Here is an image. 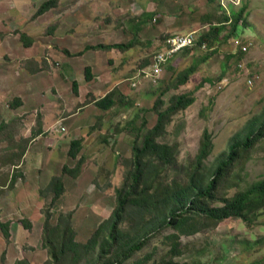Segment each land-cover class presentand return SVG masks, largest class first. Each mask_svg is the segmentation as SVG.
Masks as SVG:
<instances>
[{"label":"rangeland","instance_id":"rangeland-1","mask_svg":"<svg viewBox=\"0 0 264 264\" xmlns=\"http://www.w3.org/2000/svg\"><path fill=\"white\" fill-rule=\"evenodd\" d=\"M47 1L50 0H0L3 99L12 102L21 97L26 101V106L14 114L9 115L11 109L7 108L6 119H18L13 124L18 135L39 130L40 124L45 131L31 145L34 154L21 170L4 168L20 151L10 154L3 149L14 143L28 146L33 137L24 139L26 144L15 136L0 139V184L11 191L16 187L11 178L16 176V184H21L18 191L29 182L34 196L40 199L38 207H34L22 196L17 197L16 209L8 208L7 217L2 215V220L17 223L28 221L24 216H34L36 211L40 222L35 217L39 230L34 229L26 243H19V249L8 247V251L0 252V264H18L23 259L30 264H56L42 244L39 227H43L46 212L52 216V225L61 215L67 219L71 216L75 241L86 244L111 216L117 190L132 182V146L142 141L157 123L159 110L171 105L175 96L192 92L195 102L172 114L157 137L177 151L175 166L155 162L156 175L163 181L187 182L205 130L213 141L212 153L204 162L207 173L227 156L233 138L244 132L248 123L264 116V0H55V6L40 15V7ZM241 9L243 21L235 33L232 22L225 23L218 35L210 31L225 14ZM207 33L210 37L203 44L198 40L191 50L171 54L163 64L161 78L153 81L151 73L155 70L150 69L151 64L157 54L170 51L168 37L193 34L200 39ZM25 34L34 41L30 49L23 43ZM131 41L133 45L127 50L86 49L87 45ZM5 54L9 56L3 61ZM34 62L41 70L25 73L38 67ZM192 65L196 67L194 72L184 84H178V75ZM87 67L94 74L90 81L84 78ZM69 68L72 73L68 74ZM70 78L79 83L77 94ZM112 90L116 104L109 110L100 109L96 100ZM1 124L10 126L7 120ZM11 130L14 129H7L8 133ZM75 138L80 144L76 158H72L68 150ZM25 166L32 167L29 176L22 171ZM64 167L74 169L77 176L64 172ZM54 177L63 179L65 189L52 203L54 193L50 187ZM261 180L264 140L224 176L219 198L232 197ZM4 191L0 189V195ZM131 215L123 228L128 231L130 223L133 229L128 233L133 236L143 222L138 215ZM170 234L178 235L175 242L181 244L179 256L171 252ZM0 237L8 241L2 232ZM98 252L99 247L87 255L82 252L77 264H97ZM147 254L152 256L149 264L170 258L185 264H264V213L255 216L252 223L242 219L218 225L206 222L195 234L162 229L135 253L134 259ZM70 261L66 258L59 264H73Z\"/></svg>","mask_w":264,"mask_h":264},{"label":"trees","instance_id":"trees-1","mask_svg":"<svg viewBox=\"0 0 264 264\" xmlns=\"http://www.w3.org/2000/svg\"><path fill=\"white\" fill-rule=\"evenodd\" d=\"M56 4L55 0H50L41 5L39 14L51 10ZM244 10H232V14H225L218 24L212 25L213 34H220L225 29V23L232 22L235 33L243 21ZM210 35L204 34L198 39L201 44L209 38ZM22 40L25 47H31L34 44L32 38L26 34L22 35ZM133 45V42L128 43H113L97 45H87L86 49H120L127 50ZM189 48V47H188ZM186 49V48H185ZM184 49V50H185ZM184 50L180 51L183 52ZM187 50H191L190 48ZM178 52L177 54H179ZM69 53V52H68ZM176 54V55H177ZM32 62L29 63V65ZM37 64L38 62H34ZM44 64V62H43ZM33 70L40 71L39 65ZM39 68V69H38ZM65 68V67H64ZM195 65H192L183 70L178 75V84H184L191 73L195 70ZM66 72L72 73L70 68ZM66 78V77H64ZM84 78L90 81L94 78L92 68L85 69ZM71 79V78H70ZM73 81V89L75 94L78 93L79 83L75 78ZM192 92L183 93L173 98L171 105L163 110H159L157 123L146 132L140 143H134L133 149V166L134 171L131 172L132 182L126 184L124 188L118 189L117 204L113 209L111 216L105 219L89 238L86 244L82 245L75 241V230L71 224V216L68 219L61 215L56 225L51 223V214L46 212L43 223V247L48 249L56 264L61 263L66 258H69L71 263L77 264L81 261L82 252L86 255L91 250H96L99 247V252L95 258L98 263L102 264H149L152 256L147 254L141 258L134 259L135 253L142 250L147 245L150 238L155 232H159L165 228H173L180 233L195 234L198 233L202 225L206 222L218 225L229 219H242L246 223H252L255 216L264 213V180L253 183V185L244 191L237 192L232 197L220 199L222 179L224 176L233 171L240 164L254 147L264 140V116L258 120H253L245 127L244 132L238 133L232 140L229 146V152L220 164L209 172H204V162L211 155L213 150V141L211 134L205 130L202 135L201 145L196 157L195 167L188 175L189 178L185 184L177 182H169L159 180L155 172V162L161 163L163 166H175L177 161L176 148L157 140V137L164 131V125L169 117L178 112L185 110L195 101ZM115 94L113 90L109 91L105 96L96 100V105L102 110H109L116 104ZM22 99L17 97L10 102V109H17L22 106ZM34 113V112H33ZM41 113V112H40ZM43 116V113H41ZM42 119V118H41ZM7 120V119H6ZM4 120V122H6ZM7 121H10L8 119ZM9 123V122H8ZM3 125V129H10L12 126ZM42 124L36 134L42 133ZM16 128V127H15ZM11 130L9 138H13L17 131ZM6 129L5 132H8ZM39 136V135H38ZM37 138L34 137L32 140ZM8 141V140H6ZM27 141H23L26 144ZM79 139H74L70 143L68 155L76 158L79 148ZM24 151L15 154V160L11 161V165L21 162L25 156L27 145L23 146ZM11 157V156H10ZM5 163V160H4ZM10 164V161H6ZM21 170V169H20ZM64 172H68L73 176H77L74 169L63 168ZM151 176L147 179L148 175ZM13 187L16 185V176L12 178ZM18 179V177H17ZM6 182V181H5ZM0 187H8L1 185ZM64 184L61 177H54L50 190L53 191L54 197L52 203L56 202L64 193ZM12 190V188L10 189ZM221 202V203H220ZM131 213L138 215L143 222V227L135 235L129 229H133L130 223L128 231H125L123 226L127 219L131 220ZM26 220V219H24ZM24 221L26 229H33V223L30 219ZM125 227V226H124ZM10 222H2L0 219V231L6 240H10ZM178 235L170 234L168 241H172L173 247L171 252L179 256L180 243H176ZM84 250V251H83ZM133 260V261H131ZM87 261V259H86ZM88 262V261H87ZM18 264H30L26 259L20 260ZM88 264H94L90 261ZM152 264H185L175 261L174 258L164 260L162 262H153Z\"/></svg>","mask_w":264,"mask_h":264},{"label":"crops","instance_id":"crops-1","mask_svg":"<svg viewBox=\"0 0 264 264\" xmlns=\"http://www.w3.org/2000/svg\"><path fill=\"white\" fill-rule=\"evenodd\" d=\"M25 48H27V49H30L31 47H25ZM7 56H9L8 54H5V55H3L2 56V59H3V61L5 60V58L7 57ZM25 60H28V58H26ZM0 64H2V61L0 62ZM28 67V66H27ZM25 73H27V74H29V71H25ZM8 86V85H7ZM8 87H10V86H8ZM5 90H3L2 88H1V84H0V122H4V120H6V114H5V112L7 111V108H9V105H8V103H10L11 101H9V100H5V99H3V92H4ZM17 98V97H16ZM16 98H14V99H16ZM19 98H21V97H19ZM13 99V100H14ZM22 99V98H21ZM12 100V101H13ZM22 102H23V104H22V106H20L21 108H24L25 106H26V101L24 100V99H22ZM19 107V108H20ZM18 109V108H17ZM17 109H11L10 111H9V115L10 114H14L16 111H17ZM33 113V112H32ZM8 120V119H7ZM15 120H18L17 118H13L12 120H10V121H8L9 123H11L12 124V126L10 127V129H14L15 127L17 128V126H15V125H13V124H15L14 123V121ZM51 126V125H50ZM6 131V129H3V125L1 124L0 125V139H2V138H5V137H7V136H9L10 135V133H8V132H5ZM37 132H39L38 130H35V129H33V130H31V133L29 132V131H27L26 130V132L25 131H23L20 135H18V134H15V137H16V139H21V141L23 142V140L25 139V140H27L29 137L31 138V137H36L37 136V138L35 139V140H31V142L28 144V146H27V150L25 151V156L22 158V161L21 162H16L17 164H14V165H9V166H5L4 168H6V169H8V171L10 170V167H11V169L13 168V167H15V168H17V169H21V168H23L24 167V165H25V162L28 160V158H30L31 156H32V154H34V153H32V152H34V149L33 148H31V145L32 144H35L36 142V140H39L41 137H42V135L44 134V130H42V133L41 134H36ZM39 135V136H38ZM32 138V139H33ZM1 141V140H0ZM13 145V147H6L7 149H3V150H5V151H7L8 153H10V154H14L15 153V151H20V152H22V151H24V148L23 147H21V146H19L17 143H14V144H12ZM27 159V160H26ZM27 168H28V170H27ZM32 168V167H31ZM31 168H29L28 166L26 167L25 166V169H23L22 171L24 172V174L25 175H27V176H29V174H30V169ZM21 181V180H20ZM20 182H18L15 186V188L13 189V190H11V191H6L7 190V187H0V189L1 190H5L3 193H1V195H0V216H1V221L2 222H10V230H9V232H10V235H12L11 236V239L9 240V241H5L3 238H1L0 237V252H3L5 249H7V251H8V247L12 250L13 248H16V249H19V243H26L27 242V240L26 239H28V240H30L31 238H32V236H33V230L34 229H36V230H39V229H37V225L39 226V223H38V221L40 222V216H35L36 215V211H35V215L34 216H24V217H28L31 221H32V223H33V229L31 230V229H26V227L24 226V224H23V222L22 221H18L17 223L16 222H13V221H9V220H7V221H4V220H2V215H4V216H6L7 217V215H6V210L8 209V208H13L14 207V209H16V206H15V204H14V202L16 201L15 199L17 198V197H20V196H22V200L23 201H30L31 203H32V205H34V207H35V205H36V207H38V205H37V202H39L40 203V199H37V195L36 196H34V192L35 191H33V189H32V187L30 186V183L29 182H27L26 183V187H22V186H20V188H19V191H18V186L19 185H21V184H19ZM18 191V192H17ZM33 191V193H31ZM16 192H17V194H16ZM21 192H25L24 194H22ZM33 194V195H32ZM35 197V198H34ZM36 202V203H33V202ZM25 205V204H24ZM16 211V210H15ZM12 216H17V215H14V214H12ZM23 217V216H22ZM35 217H37V219H38V221L36 222L35 221ZM40 228V232L43 234V227L42 226H40L39 227ZM1 232V231H0ZM19 234H20V238H19ZM2 236H3V234H2ZM26 237V238H25ZM29 237V238H28ZM40 239H41V237H40ZM18 243V244H17ZM9 249V250H10ZM8 258H10V257H8Z\"/></svg>","mask_w":264,"mask_h":264},{"label":"built area","instance_id":"built-area-1","mask_svg":"<svg viewBox=\"0 0 264 264\" xmlns=\"http://www.w3.org/2000/svg\"><path fill=\"white\" fill-rule=\"evenodd\" d=\"M175 34L171 35L170 37L167 38L168 41V46L170 51L166 53H160L155 56V63L153 65V62L151 64L150 69L153 67L154 72L151 73L153 81L158 82L159 79L161 78V74L164 71V62L166 59L173 54L176 55L178 52L184 50L185 48H191L196 46L198 42V36L193 35V34H185L184 36L178 35L174 36ZM187 39H190L191 41L188 44H184ZM166 41V43H167ZM184 44V45H183ZM191 44V45H190ZM146 76L149 80H151V76L149 75L148 72H146Z\"/></svg>","mask_w":264,"mask_h":264},{"label":"clouds","instance_id":"clouds-1","mask_svg":"<svg viewBox=\"0 0 264 264\" xmlns=\"http://www.w3.org/2000/svg\"><path fill=\"white\" fill-rule=\"evenodd\" d=\"M198 39H199V36H198Z\"/></svg>","mask_w":264,"mask_h":264}]
</instances>
